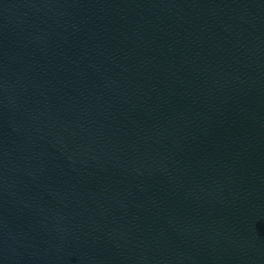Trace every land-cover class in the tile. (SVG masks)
<instances>
[{"label":"water","instance_id":"1","mask_svg":"<svg viewBox=\"0 0 264 264\" xmlns=\"http://www.w3.org/2000/svg\"><path fill=\"white\" fill-rule=\"evenodd\" d=\"M0 264H264V0H0Z\"/></svg>","mask_w":264,"mask_h":264}]
</instances>
